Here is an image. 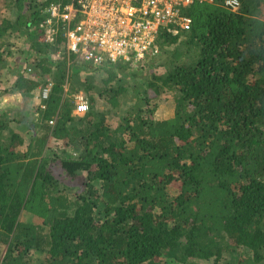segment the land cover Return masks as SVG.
Returning a JSON list of instances; mask_svg holds the SVG:
<instances>
[{"label": "trees", "instance_id": "1", "mask_svg": "<svg viewBox=\"0 0 264 264\" xmlns=\"http://www.w3.org/2000/svg\"><path fill=\"white\" fill-rule=\"evenodd\" d=\"M70 1L0 0V75L16 31L34 59L0 89V264H264V0L182 6L190 27L160 28L143 61L98 66L37 38L44 10ZM150 91L172 94V118ZM52 139L76 154L52 162Z\"/></svg>", "mask_w": 264, "mask_h": 264}, {"label": "built area", "instance_id": "2", "mask_svg": "<svg viewBox=\"0 0 264 264\" xmlns=\"http://www.w3.org/2000/svg\"><path fill=\"white\" fill-rule=\"evenodd\" d=\"M196 1L214 0H71L64 6L51 3L34 29L41 42L54 45L62 37L52 57L60 59L65 54L69 64L73 57L97 66L118 59L140 63L149 50L157 47L160 28L174 27L177 31L190 27L191 19L182 15V6ZM224 6L237 11L240 0H224ZM33 68L25 63L22 70L32 74ZM51 88L52 80L48 78L40 87L43 98L48 97ZM75 98V112H86L85 96L77 94Z\"/></svg>", "mask_w": 264, "mask_h": 264}, {"label": "rangeland", "instance_id": "3", "mask_svg": "<svg viewBox=\"0 0 264 264\" xmlns=\"http://www.w3.org/2000/svg\"><path fill=\"white\" fill-rule=\"evenodd\" d=\"M38 3H40V0H38ZM4 10V9H3ZM16 13H13V18H15ZM36 24H38V22H36ZM30 37V36H29ZM29 37L26 35V33H24V31L19 30L16 31L14 35L11 36H7L6 37V41L8 43V50L11 51V56H10V62H11V66H10V70L12 72H7L5 74L4 70H1V75H0V89H4L5 88H10V83L11 81L13 82V80H15L17 72L22 70V67L24 66L25 63H30L33 64L32 62L34 61L33 59V55L30 53V39ZM36 64V63H35ZM3 72V73H2ZM101 72V71H98ZM146 72V73H145ZM143 72V74L145 73V75H148L149 72L145 71ZM14 73V76H13ZM85 76V73H82V77ZM51 75L50 74H45L43 77H41V80L43 82L46 81V79L50 78ZM9 81V83L7 84L6 81ZM143 82H145V80H139L136 84H138L139 86H141L143 84ZM144 89H148L146 88V86H141ZM130 95L131 96L133 93L132 91H130ZM77 94H83L85 96V98H87V95L85 93H83L82 91H79L77 93H74L73 98H74V103L76 106V98L75 95ZM9 97L6 96L5 98ZM150 97L152 98L151 104L155 106V112L157 117H162V118H172L174 116L175 113V104L172 100V94H163L162 96L159 97H154L152 92L150 91ZM14 100L15 102H21L20 104H13L11 107L12 109L19 106L20 108L22 107V104H24V106L29 105V106H34L35 102H31L29 100L28 97H21V96H14ZM33 101V98H32ZM5 102V99L3 100V103ZM99 102V101H98ZM96 105H94V107H98L100 108V105L98 103H95ZM128 104V103H127ZM126 104V105H127ZM126 105L124 107H126ZM101 109V108H100ZM81 114V113H80ZM64 150L69 151L72 154H76V152H74L67 144H65L64 141H56L54 139L51 140L50 146L47 148V156L51 157L52 162L56 161V158H59L62 156ZM74 152V153H73ZM76 156V155H75ZM53 169L56 171H58L59 165L56 163H52L51 164ZM66 185V184H65ZM75 187V185H74ZM73 190H71L70 192L72 193ZM21 219L26 220V221H35V216L28 212V211H24L21 215ZM4 245H0V249L1 251L3 250ZM198 264H213V260H205L202 259Z\"/></svg>", "mask_w": 264, "mask_h": 264}, {"label": "clouds", "instance_id": "4", "mask_svg": "<svg viewBox=\"0 0 264 264\" xmlns=\"http://www.w3.org/2000/svg\"><path fill=\"white\" fill-rule=\"evenodd\" d=\"M79 114V113H78Z\"/></svg>", "mask_w": 264, "mask_h": 264}]
</instances>
